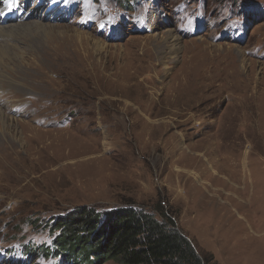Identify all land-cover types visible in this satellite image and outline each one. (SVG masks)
<instances>
[{"label": "rangeland", "instance_id": "374dc122", "mask_svg": "<svg viewBox=\"0 0 264 264\" xmlns=\"http://www.w3.org/2000/svg\"><path fill=\"white\" fill-rule=\"evenodd\" d=\"M12 4L0 264H57L26 253L55 220L123 208L167 213L208 264H264V0Z\"/></svg>", "mask_w": 264, "mask_h": 264}, {"label": "trees", "instance_id": "16d2710c", "mask_svg": "<svg viewBox=\"0 0 264 264\" xmlns=\"http://www.w3.org/2000/svg\"><path fill=\"white\" fill-rule=\"evenodd\" d=\"M159 212L74 211L52 223L58 235L51 247H29L27 257L57 264H208L177 223Z\"/></svg>", "mask_w": 264, "mask_h": 264}, {"label": "bare ground", "instance_id": "6f19581e", "mask_svg": "<svg viewBox=\"0 0 264 264\" xmlns=\"http://www.w3.org/2000/svg\"><path fill=\"white\" fill-rule=\"evenodd\" d=\"M12 1L13 0H0V23L2 24L8 23L9 20H12V21L14 20L10 18L13 12H15V14L17 15L15 19L20 18L21 21H24L30 17L21 8H19L16 5H13ZM9 5H11V7ZM50 9L53 10L54 6L50 7ZM35 25L39 27L43 26L41 23H36ZM22 27H23L22 25L18 27H15V26L1 27L0 26V38L2 39V42H0V66L4 67L5 70L12 71V69H14L15 65L13 64L15 61L13 62V59H18V61H21L20 59H22L21 58V56L23 55L22 52L18 49V46L14 44V42H16L18 39L17 37L18 36L17 33L19 32L18 28L22 29ZM76 36L78 38L83 37V33L76 32ZM168 39L172 40L174 43L177 42V38H174V36H172V33H169ZM169 47H171L169 51L170 53L173 51L172 49L176 48V46L173 43L167 48ZM175 51L176 50H174V52ZM3 77L7 79L3 75V73L0 71V84H3L5 82Z\"/></svg>", "mask_w": 264, "mask_h": 264}, {"label": "snow or ice", "instance_id": "6c2138e0", "mask_svg": "<svg viewBox=\"0 0 264 264\" xmlns=\"http://www.w3.org/2000/svg\"><path fill=\"white\" fill-rule=\"evenodd\" d=\"M11 7V5H9Z\"/></svg>", "mask_w": 264, "mask_h": 264}]
</instances>
